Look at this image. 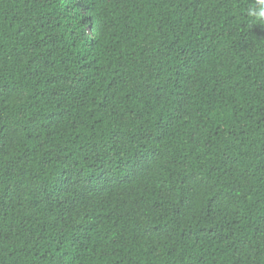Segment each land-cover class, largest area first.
<instances>
[{
    "label": "trees",
    "instance_id": "trees-1",
    "mask_svg": "<svg viewBox=\"0 0 264 264\" xmlns=\"http://www.w3.org/2000/svg\"><path fill=\"white\" fill-rule=\"evenodd\" d=\"M260 0H0V264H264Z\"/></svg>",
    "mask_w": 264,
    "mask_h": 264
},
{
    "label": "clouds",
    "instance_id": "clouds-1",
    "mask_svg": "<svg viewBox=\"0 0 264 264\" xmlns=\"http://www.w3.org/2000/svg\"><path fill=\"white\" fill-rule=\"evenodd\" d=\"M261 4H264V0H260ZM250 15L256 16L257 18L264 19V8H261L258 12L257 11H251Z\"/></svg>",
    "mask_w": 264,
    "mask_h": 264
}]
</instances>
